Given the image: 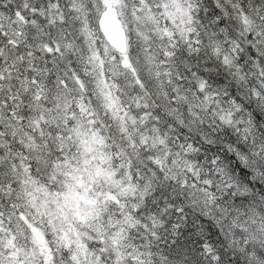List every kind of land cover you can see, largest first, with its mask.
<instances>
[{
    "label": "snow or ice",
    "instance_id": "snow-or-ice-1",
    "mask_svg": "<svg viewBox=\"0 0 264 264\" xmlns=\"http://www.w3.org/2000/svg\"><path fill=\"white\" fill-rule=\"evenodd\" d=\"M0 264H264V0H0Z\"/></svg>",
    "mask_w": 264,
    "mask_h": 264
}]
</instances>
